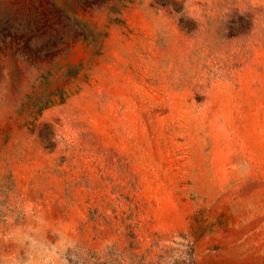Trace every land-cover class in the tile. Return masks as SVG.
<instances>
[{
    "label": "rangeland",
    "instance_id": "obj_1",
    "mask_svg": "<svg viewBox=\"0 0 264 264\" xmlns=\"http://www.w3.org/2000/svg\"><path fill=\"white\" fill-rule=\"evenodd\" d=\"M0 264H264V0H0Z\"/></svg>",
    "mask_w": 264,
    "mask_h": 264
}]
</instances>
